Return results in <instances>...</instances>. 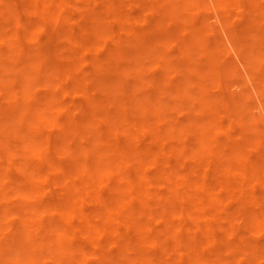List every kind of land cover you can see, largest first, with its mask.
Here are the masks:
<instances>
[{"label": "bare ground", "instance_id": "obj_1", "mask_svg": "<svg viewBox=\"0 0 264 264\" xmlns=\"http://www.w3.org/2000/svg\"><path fill=\"white\" fill-rule=\"evenodd\" d=\"M254 108L264 0H0V264H264Z\"/></svg>", "mask_w": 264, "mask_h": 264}, {"label": "rangeland", "instance_id": "obj_2", "mask_svg": "<svg viewBox=\"0 0 264 264\" xmlns=\"http://www.w3.org/2000/svg\"><path fill=\"white\" fill-rule=\"evenodd\" d=\"M206 2H208L209 0H205ZM208 11H210V10H206V11H204V14H205V22L207 23V24H209V25H211V26H215V27H217L218 29H219V27H218V21L216 20V18H214V17H212L211 16V13L210 12H208ZM221 37H222V39L223 40H226V41H224V42H227V38H226V36H225V34L224 33H221ZM227 44V43H226ZM228 45H229V43H228ZM232 55H233V59H235L236 60V56H234V53H233V51H232ZM238 59V58H237ZM234 60V61H235ZM239 60V59H238ZM238 60H236V61H238ZM239 63H241V61L239 60V62L237 63L238 65H241V64H239ZM242 69H243V67H242ZM246 74L242 71V77L243 76H245ZM249 90H250V93H251V95H252V101L254 102V100L256 101V98L253 96V92H255L254 90H253V88H252V85H249ZM253 112L254 113H256V114H258L261 118H262V122L260 123L262 126H264V113L262 112V109L260 108H254L253 109Z\"/></svg>", "mask_w": 264, "mask_h": 264}]
</instances>
